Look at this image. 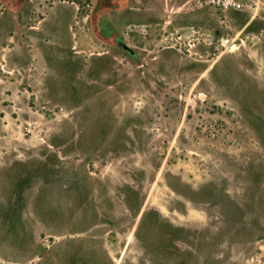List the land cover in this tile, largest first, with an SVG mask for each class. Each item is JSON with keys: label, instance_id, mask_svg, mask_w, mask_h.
Here are the masks:
<instances>
[{"label": "rangeland", "instance_id": "374dc122", "mask_svg": "<svg viewBox=\"0 0 264 264\" xmlns=\"http://www.w3.org/2000/svg\"><path fill=\"white\" fill-rule=\"evenodd\" d=\"M241 3L0 0L28 10L0 264H264V0Z\"/></svg>", "mask_w": 264, "mask_h": 264}, {"label": "crops", "instance_id": "0c3cea01", "mask_svg": "<svg viewBox=\"0 0 264 264\" xmlns=\"http://www.w3.org/2000/svg\"><path fill=\"white\" fill-rule=\"evenodd\" d=\"M24 6H20L18 8H9V7H0V62L3 65V60L7 61L8 59H15L14 55L23 54V49L20 48L19 42L16 37L19 35L22 37V33L24 32L22 29V24H26L28 10ZM3 24H7L6 26ZM24 26V25H23ZM17 33V34H16ZM16 34V35H15ZM34 36H38L37 32L32 33ZM9 55H12L9 57ZM21 58H24L22 56ZM10 68H14V66H9Z\"/></svg>", "mask_w": 264, "mask_h": 264}, {"label": "built area", "instance_id": "2783aa9c", "mask_svg": "<svg viewBox=\"0 0 264 264\" xmlns=\"http://www.w3.org/2000/svg\"><path fill=\"white\" fill-rule=\"evenodd\" d=\"M206 3L213 9L220 12H228L231 10H240L241 0H206Z\"/></svg>", "mask_w": 264, "mask_h": 264}]
</instances>
